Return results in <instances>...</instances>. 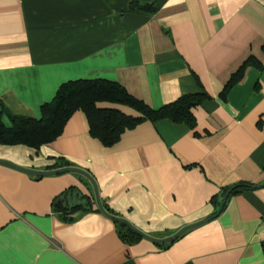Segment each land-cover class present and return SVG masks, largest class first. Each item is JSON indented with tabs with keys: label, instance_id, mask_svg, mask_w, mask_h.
<instances>
[{
	"label": "crops",
	"instance_id": "1",
	"mask_svg": "<svg viewBox=\"0 0 264 264\" xmlns=\"http://www.w3.org/2000/svg\"><path fill=\"white\" fill-rule=\"evenodd\" d=\"M251 57L258 65L222 96ZM97 79L154 109L208 97L194 130L147 121L105 147L77 112L55 142L0 145V160L87 171L106 207L156 239L207 222L169 244H127L85 177L0 164V264H264V187L229 196L211 219L225 189L264 185V0H0V102L13 115L39 119L61 85ZM69 189L92 204L68 221L54 202Z\"/></svg>",
	"mask_w": 264,
	"mask_h": 264
},
{
	"label": "trees",
	"instance_id": "2",
	"mask_svg": "<svg viewBox=\"0 0 264 264\" xmlns=\"http://www.w3.org/2000/svg\"><path fill=\"white\" fill-rule=\"evenodd\" d=\"M133 10H139L153 14L156 9L151 5H132ZM258 62L251 57L240 70L234 74L225 87L222 96L243 78L245 69ZM208 95L205 93L190 94L180 97L173 103L154 109L145 102L133 97L123 86L108 80H77L61 85L53 101L41 107V117L30 118L13 115L0 102V145L17 146L23 145L39 150L41 147L55 142L65 131L71 118L77 112H83L87 117L90 134L99 140L105 147H112L119 142L122 135L136 128L138 125L150 121L157 122L169 120L174 123L185 124L191 130L197 127L195 110L201 106ZM105 105V106H104ZM114 106H122L133 111L134 115H128ZM7 117L10 125L4 118ZM67 167H71L66 164ZM63 168H67V167ZM254 185L237 184L230 196L238 194L246 189H255ZM225 189L218 199L217 215L224 209L223 199L232 188ZM77 190L69 189L54 202V209L61 212L65 220H73V215L79 211H86L83 207L69 209L63 202V197ZM88 200L87 207L91 210V202ZM105 210L117 217L108 207L103 204ZM214 215V216H215ZM118 226V234L121 240L127 244H134L143 239L141 235L133 231L128 225L115 221Z\"/></svg>",
	"mask_w": 264,
	"mask_h": 264
},
{
	"label": "water",
	"instance_id": "3",
	"mask_svg": "<svg viewBox=\"0 0 264 264\" xmlns=\"http://www.w3.org/2000/svg\"><path fill=\"white\" fill-rule=\"evenodd\" d=\"M0 164L1 165H5L8 167H11L13 169L25 172L27 174L33 175V176H37V177H46V176H54V175H59V174H65V173H75V174H79L83 177H85L86 179H88L90 181V183L93 185L94 188V197H95V201L97 204L98 209L107 217L115 220V221H119L122 222L126 225H128L133 231H135L136 233H138L139 235H141L143 238L152 241L154 243L157 244H169L172 242H175L176 240H178L181 236H183L187 231L201 226L203 224H205L207 222V220L205 221H200L191 225H188L184 228H182L179 232H177L175 235L166 238V239H156L153 237H150L149 235L145 234L144 232H142L141 230H139L138 228H136L133 224H131L129 221L125 220V219H121L118 217H114L111 214H109L104 206H103V202L100 196V192H99V188L97 185V182L95 181L94 177L88 173L87 171L81 169V168H77V167H67V168H61V169H57V170H53V171H33L30 169H26L23 167H20L18 165H15L9 161H5V160H0ZM264 187V185H258V186H253V188H261ZM237 187H232L225 195L224 197V201H223V206L226 204L230 194L236 189ZM63 202L64 204L69 208V209H76L79 207H83L86 211L89 210V207H87L88 204V200L85 198V195L82 191L77 190L74 193H68L67 195H65L63 197ZM221 212V211H220ZM81 211L75 213L73 215V218H77L81 215ZM218 215V214H217ZM217 215L213 216L211 219L217 217ZM210 219V220H211Z\"/></svg>",
	"mask_w": 264,
	"mask_h": 264
}]
</instances>
